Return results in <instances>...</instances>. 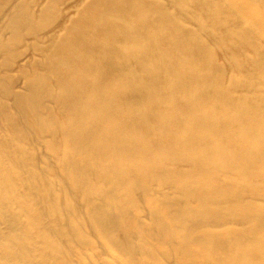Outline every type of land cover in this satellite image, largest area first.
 Wrapping results in <instances>:
<instances>
[{"label":"bare ground","instance_id":"1","mask_svg":"<svg viewBox=\"0 0 264 264\" xmlns=\"http://www.w3.org/2000/svg\"><path fill=\"white\" fill-rule=\"evenodd\" d=\"M0 264H264V0H0Z\"/></svg>","mask_w":264,"mask_h":264}]
</instances>
